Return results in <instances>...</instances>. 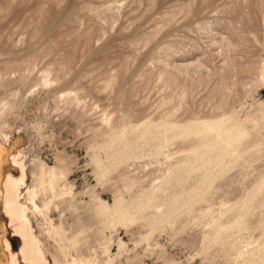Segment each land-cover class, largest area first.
<instances>
[{
  "label": "rangeland",
  "instance_id": "rangeland-1",
  "mask_svg": "<svg viewBox=\"0 0 264 264\" xmlns=\"http://www.w3.org/2000/svg\"><path fill=\"white\" fill-rule=\"evenodd\" d=\"M262 59L264 0H0V99L9 102L0 120L7 137L0 135V141L18 152L25 166L23 193L37 185L43 163L66 168L64 181L79 206L89 202L90 191L111 204L115 186L110 185L122 171L100 184L91 161V148L104 139L97 132L106 130L102 111L121 124L159 116L180 123L217 122L226 113L248 117L247 135L234 148L237 157L225 160L221 171L214 169L206 200L180 204L175 221L147 239H141L146 227L94 224L81 234L79 246L83 256L101 264L108 258L106 264H264V203L245 202V189L264 171V82L255 78ZM67 90L81 102L60 101L59 93ZM99 156L106 162L104 153ZM153 165L154 160L149 169ZM11 172L20 174L17 166ZM235 201L244 202L240 211H248L247 225L227 229L221 244L214 242L208 229L224 217L225 202ZM49 215L58 222V208L51 206ZM30 217L58 257L42 235L41 218ZM2 233L17 251L19 240L0 204Z\"/></svg>",
  "mask_w": 264,
  "mask_h": 264
},
{
  "label": "bare ground",
  "instance_id": "bare-ground-1",
  "mask_svg": "<svg viewBox=\"0 0 264 264\" xmlns=\"http://www.w3.org/2000/svg\"><path fill=\"white\" fill-rule=\"evenodd\" d=\"M257 67L256 81L264 82V59ZM48 79L45 75L42 77L44 84L49 83L51 79ZM57 98L65 103L81 102L71 90L60 92ZM8 107L9 102L0 99V120ZM261 108L264 109V101ZM112 114L101 112L100 122L106 130L98 131L97 134L104 139L101 145L91 148V161L96 168L97 183L106 184L113 181L112 174L122 171L118 180L110 185L115 186L111 204L103 200L96 191H90L89 202L79 206L72 186L64 181L66 168L48 167L43 163L39 165L37 185L26 187L23 193L21 184L26 176L25 166L18 158L19 153H13L12 148L7 149L4 142L0 141V204L9 219L13 237L19 240L18 250L13 251L9 238L5 233L0 234V264H51L48 257H51L52 264H101L82 255L79 246L82 233L94 224H101L105 228H114L118 224L125 228L137 225L148 229V233L141 237L147 239L151 232L175 221L180 204L190 206L207 199L206 195L214 179V169L221 171L225 160L237 157L238 153L234 148L247 135L244 123L248 117L241 120L233 113H226L222 120L217 122L201 118L180 123L171 120L173 116H159L149 117L134 124L131 121L116 123ZM0 135L4 139L7 137L4 133ZM184 143L187 146L184 145L180 149V145ZM100 153L105 154L106 162L100 158ZM146 157L154 160L153 169H149L152 160L141 162ZM14 166L19 168V176L12 174L11 169ZM153 172L159 174L149 178V174ZM193 174L195 180L187 183V179ZM245 192L247 206L253 205L256 199L264 203V171ZM225 203L221 210L224 217L217 221L215 219L212 227L208 229L214 242L221 239L222 233L227 229L236 230L247 225L248 211H240L244 202ZM51 206L58 208L60 218L57 223L49 215ZM80 207L85 209L86 220L84 213L79 211ZM64 211L69 213L70 220ZM30 216L36 220L38 216L41 218L44 225L42 235L56 246L58 257L46 248L34 230ZM117 245L121 249L124 242L119 238ZM260 251L264 257V243L261 244ZM110 261L108 258L106 263ZM257 264H260L259 260Z\"/></svg>",
  "mask_w": 264,
  "mask_h": 264
}]
</instances>
